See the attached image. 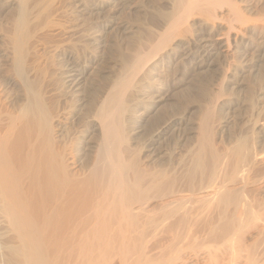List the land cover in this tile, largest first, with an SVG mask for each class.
I'll list each match as a JSON object with an SVG mask.
<instances>
[{"label":"bare ground","instance_id":"6f19581e","mask_svg":"<svg viewBox=\"0 0 264 264\" xmlns=\"http://www.w3.org/2000/svg\"><path fill=\"white\" fill-rule=\"evenodd\" d=\"M174 91L204 115L143 141ZM263 101L264 0H0V264H264Z\"/></svg>","mask_w":264,"mask_h":264},{"label":"rangeland","instance_id":"374dc122","mask_svg":"<svg viewBox=\"0 0 264 264\" xmlns=\"http://www.w3.org/2000/svg\"><path fill=\"white\" fill-rule=\"evenodd\" d=\"M129 18V17H128ZM128 18L126 17V20H125V22H127V21H129L128 20ZM124 19H125V17H124ZM99 23H96V37L98 36V37H100V41H102V43L101 44H104V45H99L98 44V46L101 48H98L97 46L95 47L96 48V51L95 52H97L96 53V56L100 59V60H102V62H106L107 64L105 65L104 64V66H102V68L100 69L101 70V72L103 71H112V75L114 76V74L115 73H117V68H116V65H115V62H117V60H118V58L120 57L119 56V54H117V51H118V53H119V51H121V54L123 53V52H125V47L123 46V40L125 39V42H127L128 40H126V39H128V36L125 34V33H123V32H115L114 33V31H113V33L115 34V35H112L113 33L112 32H107V34H110V35H107V37H106V35L103 33V34H101V32H99L98 30H99ZM100 33H98V32ZM119 34V36L117 35V34ZM99 34V35H98ZM125 34V35H124ZM83 35V34H82ZM82 35H80V36H82ZM122 35V36H121ZM78 37L79 39H77V42H79V41H81V43L79 44V49L83 52V46H85L86 44H87V40H89V37H88V35H87V37H88V39H86L87 37L85 36V35H83L82 37ZM84 36L86 37L85 39H84ZM111 36V37H110ZM115 36V38H113ZM116 36H117V38H120L121 40H117V38H116ZM123 36H124V39H123ZM106 37V38H105ZM125 37H127V38H125ZM83 38V39H82ZM106 40H105V39ZM110 38V39H109ZM102 39V40H101ZM115 39V40H114ZM123 39V40H122ZM79 40V41H78ZM118 41V44H116L115 42H117ZM83 42H86V44H84ZM109 42V43H108ZM114 42V43H113ZM110 43H111V45H110ZM120 43V44H119ZM122 43V44H121ZM82 44V45H81ZM106 44V45H105ZM120 45H122V46H120ZM81 46L83 47V48H81ZM102 46V47H101ZM108 46V47H107ZM104 47H105V49H104ZM106 47H107V50L109 49L110 51H106ZM122 47H123V49H122ZM95 48H93V49H95ZM98 48V49H97ZM115 48H117V49H115ZM121 48V49H120ZM104 49V50H103ZM119 49V50H118ZM115 50H117V51H115ZM122 50H124V51H122ZM101 51V52H100ZM103 51V52H102ZM112 51V52H111ZM100 52V53H99ZM101 53L103 54V53H105V55H104V57L101 55ZM112 53V54H111ZM100 54V55H99ZM113 55V56H112ZM116 56V57H115ZM102 57V58H101ZM54 58H56V57H54ZM59 61H57V60ZM56 59H53V61L52 62H55V63H57V64H54V63H52L51 62V65L50 66H52V64L56 67V68H50V70L52 71V70H54V71H57L58 69H59V67H60V69H59V72L62 70V67L64 66V64H63V62L62 61H60V59L59 58H56ZM57 61V62H56ZM59 64V65H58ZM59 66V67H57V66ZM112 67V69H111V67ZM58 68V69H57ZM109 68V69H108ZM56 69V70H55ZM116 70V71H115ZM58 72V71H57ZM58 72V73H59ZM61 74V73H60ZM58 76H59V74H58ZM97 77V76H96ZM99 81V82H98ZM103 81V80H102ZM101 80H100V78H96V86L97 85H100V86H97V87H100V88H102L103 86L102 85H104V81L102 82ZM247 81H249V82H245V85H247L248 83V85L246 86V89L248 88H250V87H252V88H250L251 90H255L256 89V87L258 86V85H256L255 84V82H256V80H249V79H247ZM253 81V82H252ZM258 81V80H257ZM196 82V81H195ZM250 82H252V83H250ZM255 84L256 86H252V84ZM102 84V85H101ZM196 85L198 84V82H196L195 83ZM199 86V84L196 86V87H198ZM255 88V89H254ZM247 89V90H248ZM249 89V90H250ZM179 91V90H178ZM177 91V93H176V91H174V92H172L170 95H169V100L167 101V102H170V104H171V106H168V105H170L169 103L168 104H166L169 108H166L165 110H164V108H159L160 106H164V104L162 105H160L159 107H156L155 106V102H157L158 100H159V98H160V96H154V97H157V98H154V97H152V96H150V97H152V98H148L147 100H145L144 102H142V103H140L139 105H138V111H139V113H138V116L140 117V119H141V127H142V140L143 141H145L146 140V138H144V136L145 137H147V139H148V137L149 136H146V135H144V134H146V132L145 131H147V132H150V128H152V125H153V120L152 119H150V117L152 118V116H153V114L154 113H156L157 115H159V116H162L163 114H164V116H162V117H165V115H166V117H165V119L162 121V122H164L165 120H168L169 118H171V117H173L174 115V117H176V114H179L180 116H187L190 120L191 119H196V121L195 120H192L193 122H199V120L201 119V118H199L200 116H203L204 115V113H205V108H204V106H203V102H201V100H200V98H198V97H195L194 95H190V94H188L187 95V93H184L183 92V94H185V95H183L182 94V92L181 93H179ZM242 94V95H241ZM244 95V93H240L239 95H234V94H231V95H227V96H225L224 98V101L223 102H225V101H243V100H245L246 98H245V95ZM188 96V97H187ZM194 96V97H193ZM229 96V97H228ZM237 96V97H236ZM238 96H240V98L238 97ZM192 98H194V99H192ZM196 98V99H195ZM223 99V98H222ZM231 99V100H230ZM171 100V101H170ZM200 101V102H199ZM192 102V103H191ZM263 103H264V101H263ZM146 104V105H145ZM173 104V105H172ZM165 105V107H167ZM179 105V106H178ZM264 104H262V106H263ZM153 106L155 107V109H153ZM180 106H181V108H180ZM177 107H179L178 109H177ZM186 107V108H185ZM174 108V109H173ZM241 108V110H239ZM238 110L236 109V110H234L235 112H233V114H231V115H233V116H231L232 118H231V120H232V128H231V133H234V130H235V133H239V132H248L249 130L251 131L253 128H252V125L253 126H257V125H259V126H257V127H262L263 125H264V113H263V117L261 116V118L260 117H258L257 116V113L256 112H254L253 113V111L252 110H246V107H244V106H242V107H240ZM244 108V109H243ZM171 109V110H170ZM185 109H187V110H185ZM189 109V110H188ZM251 112V113H250ZM174 113V115L172 116L171 114H173ZM181 113V114H180ZM183 113H184V115H183ZM253 113V114H252ZM252 114V115H251ZM170 115V116H169ZM179 115H177L178 117H180ZM191 115V116H190ZM252 116V117H251ZM144 117V118H143ZM157 117V116H156ZM242 117H244V118H242ZM259 118V119H257L256 120V118ZM198 118H199V120H198ZM250 118H251V120H253V121H251L250 120ZM252 118H255V119H252ZM148 120V121H147ZM198 120V121H197ZM250 120V121H249ZM255 120V121H254ZM257 121V122H256ZM255 123H257L256 125H254ZM152 124V125H151ZM250 126V127H249ZM256 127V128H257ZM147 128H149V129H147ZM144 129V130H143ZM146 129V130H145ZM242 129V130H241ZM149 130V131H148ZM241 130V131H240ZM248 132L247 134L249 135V133L250 134H252L251 132ZM261 139H262V141H264V136L262 135V137H261ZM142 140H141V142H142ZM168 141V140H167ZM170 142V143H169ZM172 142V143H171ZM166 144V146H167V144H168V149H169V152H173V150H174V152H176L177 150L178 151H180V154L181 155H186L187 154V149L186 148H178L177 146H174L173 145V143L175 144V140H173L172 139V141L171 140H169L168 142H165ZM264 142H262V144L261 145H264L263 144ZM173 146H172V145ZM177 147V148H176ZM166 148V147H165ZM262 148L263 149H261V146H259V149H261V150H264V147L262 146ZM177 151V152H178Z\"/></svg>","mask_w":264,"mask_h":264}]
</instances>
